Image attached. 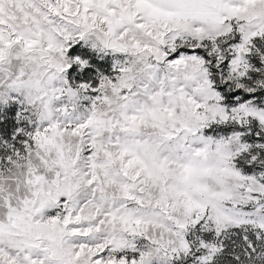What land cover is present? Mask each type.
I'll use <instances>...</instances> for the list:
<instances>
[{"label": "snow or ice", "instance_id": "6c2138e0", "mask_svg": "<svg viewBox=\"0 0 264 264\" xmlns=\"http://www.w3.org/2000/svg\"><path fill=\"white\" fill-rule=\"evenodd\" d=\"M0 264H264V0H0Z\"/></svg>", "mask_w": 264, "mask_h": 264}]
</instances>
